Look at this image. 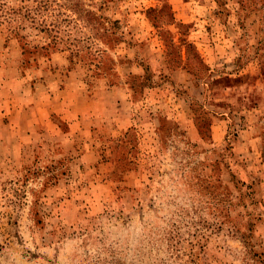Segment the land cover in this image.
<instances>
[{"label": "rangeland", "instance_id": "374dc122", "mask_svg": "<svg viewBox=\"0 0 264 264\" xmlns=\"http://www.w3.org/2000/svg\"><path fill=\"white\" fill-rule=\"evenodd\" d=\"M0 264H264V0H0Z\"/></svg>", "mask_w": 264, "mask_h": 264}]
</instances>
